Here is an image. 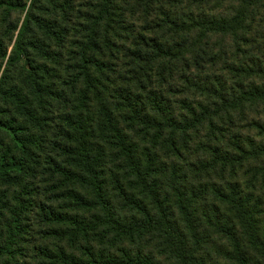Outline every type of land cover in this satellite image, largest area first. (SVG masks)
<instances>
[{
  "label": "trees",
  "instance_id": "16d2710c",
  "mask_svg": "<svg viewBox=\"0 0 264 264\" xmlns=\"http://www.w3.org/2000/svg\"><path fill=\"white\" fill-rule=\"evenodd\" d=\"M0 264H264V0H0Z\"/></svg>",
  "mask_w": 264,
  "mask_h": 264
}]
</instances>
